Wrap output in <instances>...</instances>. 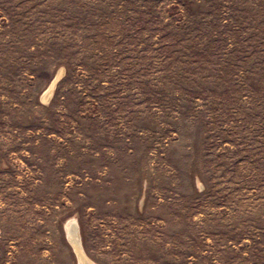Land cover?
Listing matches in <instances>:
<instances>
[{
  "label": "rangeland",
  "instance_id": "obj_1",
  "mask_svg": "<svg viewBox=\"0 0 264 264\" xmlns=\"http://www.w3.org/2000/svg\"><path fill=\"white\" fill-rule=\"evenodd\" d=\"M70 221L94 264H264V0H0V264H81Z\"/></svg>",
  "mask_w": 264,
  "mask_h": 264
},
{
  "label": "bare ground",
  "instance_id": "obj_2",
  "mask_svg": "<svg viewBox=\"0 0 264 264\" xmlns=\"http://www.w3.org/2000/svg\"><path fill=\"white\" fill-rule=\"evenodd\" d=\"M54 84L50 87V89L47 91V93H45V95L51 94L52 92V88H53ZM74 221H70L67 224V230H68V234L70 236V240L72 241L81 264H94L89 258L88 256L84 253L83 249L81 248V245L79 243V239L77 237V231L76 229L73 227V223ZM72 223V224H71Z\"/></svg>",
  "mask_w": 264,
  "mask_h": 264
},
{
  "label": "water",
  "instance_id": "obj_3",
  "mask_svg": "<svg viewBox=\"0 0 264 264\" xmlns=\"http://www.w3.org/2000/svg\"><path fill=\"white\" fill-rule=\"evenodd\" d=\"M72 224V223H71Z\"/></svg>",
  "mask_w": 264,
  "mask_h": 264
}]
</instances>
